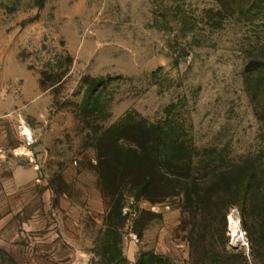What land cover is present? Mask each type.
Here are the masks:
<instances>
[{"label": "rangeland", "instance_id": "374dc122", "mask_svg": "<svg viewBox=\"0 0 264 264\" xmlns=\"http://www.w3.org/2000/svg\"><path fill=\"white\" fill-rule=\"evenodd\" d=\"M128 118L190 179L110 217ZM0 264H264V0H0Z\"/></svg>", "mask_w": 264, "mask_h": 264}, {"label": "trees", "instance_id": "16d2710c", "mask_svg": "<svg viewBox=\"0 0 264 264\" xmlns=\"http://www.w3.org/2000/svg\"><path fill=\"white\" fill-rule=\"evenodd\" d=\"M95 143V169L104 195L110 198V217L122 212L126 192L163 203L178 196L180 182L190 179L179 169L188 160L159 124L128 118Z\"/></svg>", "mask_w": 264, "mask_h": 264}, {"label": "built area", "instance_id": "2783aa9c", "mask_svg": "<svg viewBox=\"0 0 264 264\" xmlns=\"http://www.w3.org/2000/svg\"><path fill=\"white\" fill-rule=\"evenodd\" d=\"M25 137L27 138V140L29 142L30 141V137L28 136V134H26Z\"/></svg>", "mask_w": 264, "mask_h": 264}, {"label": "bare ground", "instance_id": "6f19581e", "mask_svg": "<svg viewBox=\"0 0 264 264\" xmlns=\"http://www.w3.org/2000/svg\"><path fill=\"white\" fill-rule=\"evenodd\" d=\"M28 133H29V132H28ZM28 133H27V134H28Z\"/></svg>", "mask_w": 264, "mask_h": 264}]
</instances>
